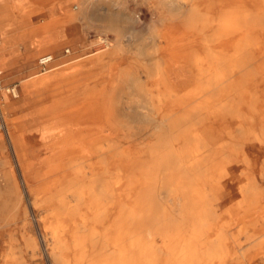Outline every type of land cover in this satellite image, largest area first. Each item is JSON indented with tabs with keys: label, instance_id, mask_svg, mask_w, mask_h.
Returning <instances> with one entry per match:
<instances>
[{
	"label": "bare ground",
	"instance_id": "obj_1",
	"mask_svg": "<svg viewBox=\"0 0 264 264\" xmlns=\"http://www.w3.org/2000/svg\"><path fill=\"white\" fill-rule=\"evenodd\" d=\"M69 1L42 0L35 12L50 6L51 41L68 37L77 54L69 48V59L27 78L54 77L37 89L54 87L50 122L54 143L65 145L58 190L42 199L49 254L61 264H264V0L141 1L150 14L152 46L139 67L148 82L144 98H126L124 108L138 111L143 127L116 106L123 87L138 85L136 70L100 76L125 51L121 17L107 10L98 21L114 38L97 36L104 47L86 52L76 21L93 0H79L78 12ZM94 77L100 87L83 92ZM3 105L0 98L6 118ZM24 183L37 201L31 177Z\"/></svg>",
	"mask_w": 264,
	"mask_h": 264
},
{
	"label": "rangeland",
	"instance_id": "obj_2",
	"mask_svg": "<svg viewBox=\"0 0 264 264\" xmlns=\"http://www.w3.org/2000/svg\"><path fill=\"white\" fill-rule=\"evenodd\" d=\"M106 1L109 2L107 3ZM141 1L142 0H139L140 3L135 4L134 0H128L127 4L130 5V13L128 14L129 16H126L124 17V19H122L124 7L120 4V0H101L100 2L99 0H93L92 3L94 5L92 3L89 5L90 7L87 10L88 12L86 13L87 17L84 18V16L80 14L77 18L76 23L79 30L84 33V44L87 46L86 52H92L97 49H101L103 46L102 43L98 44V42H96L97 36H104L105 34H107L109 38H114V34L112 31H106L104 33L102 30L100 22L102 19L101 17H103L104 13L109 10L112 12L113 17H121V20L118 23V28L121 30L124 43L127 44L125 51L121 52L114 62L107 60L104 65V70L100 73V76L102 80L108 79L111 75L119 74L121 69L129 66L133 67L136 70L135 76L138 77V85L123 87V93L120 95L121 100L117 102L118 104H116V106L120 111L121 119L123 121L143 127L144 124L147 123H143L141 119L135 117V113H137L138 111L133 112L124 108L126 106V98H144L141 90L147 87L146 83L148 82L147 76L140 70V64L143 65L147 62L148 55L146 54V52L152 46L148 37L151 34L150 14L147 13L146 8H144L145 5L141 4ZM78 4L79 0H71L69 1L67 6L74 12H78V9L76 8ZM90 9L92 10V12ZM138 10L143 11V21L139 24H136L134 23L133 18L136 14L140 13V11ZM36 14L38 15L34 19L36 21L41 20L43 22L45 18L43 17V15L48 16V13H44L43 11L36 12ZM92 14L94 17L92 16ZM128 18L130 20H128ZM91 25H93V27ZM129 36L132 37L131 41H128L127 39V37ZM23 45L24 44L21 43L22 47H24ZM215 46L217 45L215 44ZM65 48H70L73 52H75V54H77L76 43L70 38L66 37L61 41L44 47L41 50L40 55L41 53L51 51L55 59L49 65L50 67L56 61L69 59V55L64 54ZM170 60H172V58H169L167 60L163 59L162 64L166 66L168 64L171 65L173 62L171 63ZM180 61L181 63H183V58H181ZM36 64L38 67L35 70L31 71L29 74L21 78L19 77V73L16 74L8 72V69L12 67L11 65L4 66L2 62H0V68L3 70L0 79L2 81L1 83L7 86L16 85L17 92L19 93V97L17 96L12 98L4 90L0 91V98L4 102L2 108L6 112V118L4 117V120L6 119V128L5 126L0 127V264H61L58 256L56 258H53L49 254L50 245L49 248H47L44 241L42 240V234L45 233V225L42 219L44 217H48L49 213V208L42 204V199L45 196H54V194H56V191L59 187L58 179L61 172L58 170H53L48 174H45L44 176L42 175L41 177L39 175H34V173L38 171H40L41 174L47 171V165L43 164L42 162L47 155V151L43 149L40 150L37 155H34L32 157V160L37 163V165L33 166V168L32 165L28 168H25L22 165L23 161H21V158H23L25 155L24 150H20V146L19 148L15 146L16 140L22 141L23 145L25 144V141L28 140L26 133L29 132L32 128H36V124L34 123L41 122L39 120V112L42 108H50L55 98L53 96L55 90L52 86L46 87L41 92H36L37 87L40 86L42 82L53 81L52 79L54 77L50 76L49 73L41 74L30 80L35 81L33 83L34 87L30 94L28 93L24 95L25 92L21 90L23 84L26 82L25 79L28 78V75L30 76L32 75V73L34 74L35 72L37 73L44 69L39 66L37 60ZM86 67H88V64ZM67 74H69V71L67 70L59 72V76H66ZM17 77H19V80L13 79ZM44 77L45 80L42 81ZM101 79L98 77L90 79L92 80V83L90 82L89 85L85 86L83 92L90 90L94 86L100 87ZM178 81L180 80L175 78V82L178 83ZM191 83V76L184 77L181 80L180 88L184 90V88L189 86ZM61 88H64V86H61ZM117 90H119V88H117ZM128 92L130 93V95ZM31 100H33L34 103L29 104ZM22 105H25V107H27V110L25 111H29L19 113ZM129 106L134 107L137 105L131 103V105ZM1 114L2 113L0 110V115ZM13 123L16 126H12L14 125ZM13 132H16V135L18 134V132L20 134L16 136ZM21 137H24L25 139H22ZM11 138H14L15 140ZM32 138L34 141L39 143L37 135L29 137V140L31 141ZM24 160L31 161L32 163V160L30 159ZM108 169L112 171L113 166H109ZM25 171L31 174H28L27 176L23 175L22 173ZM7 174L9 180H5ZM27 177H31V187L34 189V193L37 192V201H35L33 194H29L30 192L27 191L29 190V187L24 183V179ZM49 219L48 220L51 221L53 218L49 217ZM32 240L36 242V247H33L31 245Z\"/></svg>",
	"mask_w": 264,
	"mask_h": 264
},
{
	"label": "crops",
	"instance_id": "obj_3",
	"mask_svg": "<svg viewBox=\"0 0 264 264\" xmlns=\"http://www.w3.org/2000/svg\"><path fill=\"white\" fill-rule=\"evenodd\" d=\"M41 1L42 0H0V62H2L4 66L11 65L12 67L8 69V72L19 73V77H24L31 71L35 70L38 67L36 60L38 63V58L41 55L51 53L44 52L40 55L41 50L44 47L55 43V41H51L50 38L53 29L51 25L52 15L50 12V6H47L48 11L46 13H48V16L43 15V17H45L43 22L41 20H34L35 17L38 16L35 12V4H38ZM21 43L24 44V47L21 46ZM1 70L2 69L0 68V71ZM2 73L3 72H1V75ZM39 75H36L35 77ZM19 77L13 79H19ZM25 81L26 82L22 86L23 92H25L24 95L28 93L30 94L34 87V81H30V79H25ZM43 90L44 89L40 90L38 88L36 89V92H41ZM31 103H34V101L31 100L29 104ZM25 110H27V107L22 105L19 113L29 111ZM51 119L52 115L49 109L47 108L44 111L41 109L39 112V120L41 122L34 123L36 124V128H32L26 133L28 140L25 141L26 145L24 144L23 147L20 148L22 151L24 150L25 155L23 158L30 160H32V157L37 155L40 150L43 149L47 151V155L42 161L43 164L47 165V171L43 174H41L40 171L34 173V175H39L40 177L53 170L61 172L62 169L59 167L60 159L64 158L59 157H64L66 155L63 151L65 145L56 146L54 143L55 130L51 125ZM34 135L38 136L39 143L34 141L33 138L31 141L29 140V137ZM23 139L25 138L23 137ZM24 159H22L23 162L25 161L26 165H29V167L32 165L33 168V166L37 165L33 160L31 163V161H26ZM107 218H109V216H107Z\"/></svg>",
	"mask_w": 264,
	"mask_h": 264
},
{
	"label": "built area",
	"instance_id": "obj_4",
	"mask_svg": "<svg viewBox=\"0 0 264 264\" xmlns=\"http://www.w3.org/2000/svg\"><path fill=\"white\" fill-rule=\"evenodd\" d=\"M103 44V43H102ZM69 48H65L64 50V54H68L70 53V51L68 50ZM55 59L54 55L51 54V53H46V54H43L41 55L39 58H38V64L41 68H46L53 60ZM2 86H1V83H0V90H1ZM7 92L12 95L13 97H17L18 96V92H17V87L16 85H10L7 87ZM0 127H4V123H5V120H4V117L2 116V114L0 115Z\"/></svg>",
	"mask_w": 264,
	"mask_h": 264
}]
</instances>
